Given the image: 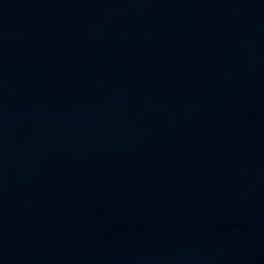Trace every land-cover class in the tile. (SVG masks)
Instances as JSON below:
<instances>
[{
    "label": "water",
    "instance_id": "95a60500",
    "mask_svg": "<svg viewBox=\"0 0 264 264\" xmlns=\"http://www.w3.org/2000/svg\"><path fill=\"white\" fill-rule=\"evenodd\" d=\"M0 264H264V0H0Z\"/></svg>",
    "mask_w": 264,
    "mask_h": 264
}]
</instances>
